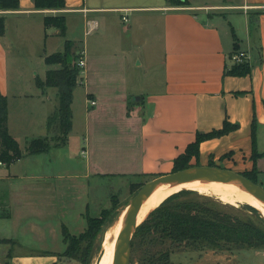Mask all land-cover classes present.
<instances>
[{
	"label": "crops",
	"instance_id": "crops-1",
	"mask_svg": "<svg viewBox=\"0 0 264 264\" xmlns=\"http://www.w3.org/2000/svg\"><path fill=\"white\" fill-rule=\"evenodd\" d=\"M104 1L65 0L64 8L52 10L19 0L17 9L0 10L5 18L0 92L7 99L8 132L23 154L27 141L48 136L46 120L57 107L56 88L36 85L49 70L45 58L83 37L85 61L81 94L76 97V89L72 94L68 133L84 130L85 147L77 157L84 161L78 163L82 170L47 171L50 150L0 165V221L9 236L0 234V264H60L62 229L74 235L71 227L83 220L87 227L90 181L168 174L197 134L219 130L225 122L231 130L202 141L191 167L255 170L264 187V0H188L187 6ZM109 14H119L121 24L114 27ZM45 16H64L65 35L45 27ZM237 52L248 63L241 76L227 72ZM35 67L42 77L32 74ZM26 162L44 168L26 171ZM23 236L33 249L2 248L1 240L15 246Z\"/></svg>",
	"mask_w": 264,
	"mask_h": 264
},
{
	"label": "trees",
	"instance_id": "trees-1",
	"mask_svg": "<svg viewBox=\"0 0 264 264\" xmlns=\"http://www.w3.org/2000/svg\"><path fill=\"white\" fill-rule=\"evenodd\" d=\"M168 2L172 6L189 5L188 0ZM33 4L36 9L57 10L64 8L65 0H33ZM18 7L19 0H0V10ZM43 23L45 27L57 28L59 35H65L64 16H45ZM4 33L5 18L0 16V36ZM234 48L236 50V46ZM80 56L72 51V43L66 41L62 52L45 58L46 65L58 68L47 70L44 82L36 79V85L41 90L56 88L57 107L47 117L46 128L47 131L59 134L57 141L51 142L48 137L32 139L23 154L17 141L8 132L7 99L0 92V163L10 165L23 155L47 153L53 147L66 144L71 129L72 94L80 70L76 63ZM227 72L237 76L244 75L248 72V63H233ZM230 130L231 127L225 122L219 130L197 134L195 141L187 146L184 153L174 159L172 172L191 167L190 161L198 155L202 141L224 135ZM241 174L257 183L253 177V174L256 175L255 170ZM241 205H244L242 210L187 190L169 196L137 227L130 243V264H135V261L137 264H171V253L181 251H264V217L251 204ZM115 207L113 204L112 210ZM107 216L106 211L101 212L98 217L86 215L87 227L76 236L63 228L65 249L62 256L81 264L87 263L93 240L101 235L102 229L107 228ZM1 243L13 245L14 242L4 239Z\"/></svg>",
	"mask_w": 264,
	"mask_h": 264
},
{
	"label": "rangeland",
	"instance_id": "rangeland-1",
	"mask_svg": "<svg viewBox=\"0 0 264 264\" xmlns=\"http://www.w3.org/2000/svg\"><path fill=\"white\" fill-rule=\"evenodd\" d=\"M136 1L141 2V1H146V0H130L128 2L136 3ZM160 1H164V0H160ZM104 2L105 3H120L122 2V0H105ZM109 5H112V4H109ZM107 16L111 22L113 21L116 24L114 27L119 26V24H121L118 21V19H120L119 14H113V15L109 14ZM92 17L94 19L96 18L98 22L101 23L99 17L95 15ZM230 20H232V18ZM228 23H230L229 20L227 21V24ZM233 30L236 35H239L238 30H236L235 28H233ZM91 37L92 36L88 38L89 42H90ZM83 42H84L83 37L77 41L71 42L72 51L75 53V55L77 52H78L77 55H80V50L83 47ZM54 67H58V66L47 65V68L49 69H52ZM34 71L40 77L43 76V72H41L40 68H36V67L33 68L32 74L34 73ZM81 75H82V72L79 70L78 75L76 77V87H75L76 90L74 89L76 97H79V94H81V85L79 84L81 81ZM47 134H48L47 137L51 140V142H54L57 139V137H59V134L55 131H48ZM84 135H85L84 130L81 133L72 132L70 133V135H67L68 139H67V144L65 146L60 145L58 147L51 148L49 152L50 155H48L47 163L45 165L47 171L60 172V171H63L64 169H67V171L70 173H77L78 171H80V169L82 170V168L80 167V164L78 165V163H82V162L84 163V161H81V158L78 159L77 157L80 156L82 145L83 147H85V141L83 140V137H85ZM26 143L28 145V141ZM42 158H44V156H41L40 160H42ZM23 167L26 171L34 172V171L43 169L44 165L39 164V163H27L26 162L22 164V169ZM253 177L256 179L255 174H253ZM150 180L151 179L149 177H146L143 175H105L101 177L100 179H97V181L96 180L90 181L91 186L88 190L89 193L87 196L88 201L90 203H89V208L87 212L83 216H85V218H86V215L90 217H98L103 211H106L108 213V216H107V223H106L107 228L102 229L103 231L101 232V235L96 236V238L93 240V244L88 254V262L85 264H98L100 262L101 256L104 250L105 242L111 238V236L113 235L115 231V227L119 225V221L121 217L120 215H121V212L124 206L134 196V194L145 183H147ZM260 187L264 189V187L262 186ZM180 191H182V189L179 191H176L175 193H178ZM195 193L199 195L212 197L222 204L234 206V208H237L240 210H242L244 206V205H241L242 203H239L236 201H229L225 198H222L216 195H210V194L198 193V192H195ZM244 203H247V202H244ZM113 204H115L116 206L114 210H112ZM247 213H249V211H247ZM0 215H3V213H0ZM4 222L5 221H0V234L5 235V237H9L7 227L2 225ZM79 224L80 223L77 222L76 226L71 227L72 232L74 233L75 236L79 235L80 231L82 230L84 231L86 229L85 220H83L80 225ZM104 232L105 234L102 239ZM21 237L22 235H20V238ZM23 239L24 240L18 238L16 242L17 244L15 246L12 245V243L11 244L2 243V248L5 250H7L8 248H14V251L18 253L24 252V250L27 251L29 247H31V249L34 248V246H32V243L28 242L27 237L23 236ZM13 244H15V242ZM58 260L61 261L60 264H81L80 262L76 260H70L66 257H63L62 255H61V258ZM170 261H171V264H264V252H262V254L260 253L258 254L253 250H241V251H236V252H214L210 250H205L202 252L201 251L200 252L199 251H181V252L171 253ZM135 264H137L136 261H135Z\"/></svg>",
	"mask_w": 264,
	"mask_h": 264
},
{
	"label": "water",
	"instance_id": "water-1",
	"mask_svg": "<svg viewBox=\"0 0 264 264\" xmlns=\"http://www.w3.org/2000/svg\"><path fill=\"white\" fill-rule=\"evenodd\" d=\"M138 101L139 98L135 97ZM183 181H225L235 183L250 192L258 201L264 203V189L252 182L244 175L229 169L215 166H193L180 171L156 177L145 183L134 196L126 203L124 209L127 213L124 217L119 237L114 248L113 264H130V243L137 227V213L144 197L164 184H175ZM105 232L103 233L102 239Z\"/></svg>",
	"mask_w": 264,
	"mask_h": 264
},
{
	"label": "bare ground",
	"instance_id": "bare-ground-1",
	"mask_svg": "<svg viewBox=\"0 0 264 264\" xmlns=\"http://www.w3.org/2000/svg\"><path fill=\"white\" fill-rule=\"evenodd\" d=\"M189 190L198 193H206L225 198L229 201L239 203L247 202L257 209L262 217H264V203L258 201L250 192L235 183L225 181H183L175 184H164L157 187L153 192L147 194L137 213V225L140 224L148 214L158 207L167 197L179 190ZM127 210L123 208L119 225L115 227V231L111 238L105 242L101 260L98 264H113L114 248L119 237L121 226Z\"/></svg>",
	"mask_w": 264,
	"mask_h": 264
},
{
	"label": "built area",
	"instance_id": "built-area-1",
	"mask_svg": "<svg viewBox=\"0 0 264 264\" xmlns=\"http://www.w3.org/2000/svg\"><path fill=\"white\" fill-rule=\"evenodd\" d=\"M122 20L124 22H127L126 15L122 16ZM231 60L234 63H240V62H243L246 60V55L243 52H237L235 55L232 56ZM76 65L80 69V71L83 72V69L85 68V61L81 56L78 58ZM89 103L91 106H93V105H95L96 102L94 100H90ZM1 164L2 163H0V165Z\"/></svg>",
	"mask_w": 264,
	"mask_h": 264
}]
</instances>
